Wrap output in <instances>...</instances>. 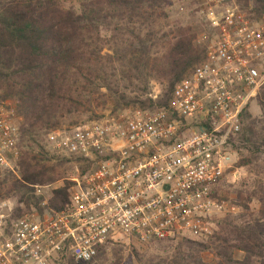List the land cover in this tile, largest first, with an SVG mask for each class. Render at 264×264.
Segmentation results:
<instances>
[{
  "label": "built area",
  "instance_id": "built-area-1",
  "mask_svg": "<svg viewBox=\"0 0 264 264\" xmlns=\"http://www.w3.org/2000/svg\"><path fill=\"white\" fill-rule=\"evenodd\" d=\"M202 3L217 36L167 106L46 134L56 156L82 158L88 168H73L65 209L48 208L46 185L33 187L42 213L9 224L0 214V264H86L117 237L152 243L211 234L225 209L216 189L236 162L231 142L264 85V17L252 20L237 0ZM14 111L0 104V174H15L20 160Z\"/></svg>",
  "mask_w": 264,
  "mask_h": 264
},
{
  "label": "trees",
  "instance_id": "trees-1",
  "mask_svg": "<svg viewBox=\"0 0 264 264\" xmlns=\"http://www.w3.org/2000/svg\"><path fill=\"white\" fill-rule=\"evenodd\" d=\"M237 3L252 20H262L264 0ZM171 4L172 0H76L71 5L63 0H0V104L11 103L22 119L16 174H0V202H16L6 223L31 210L42 213L34 186L62 182L51 190L48 208L65 209L72 185L64 177L67 168L78 167L80 174L88 168L82 158L59 157L48 150V131L66 121L74 127L76 117L107 104L112 114L127 108L161 109L175 84L205 60L206 48L197 44L203 29L189 17L187 22L169 21ZM151 83L160 87L155 100L148 97ZM254 102L258 117L244 112L241 133L231 145L238 157L236 168L257 176L264 173V85ZM261 215V221L251 224L242 217L239 226L228 217L217 220L205 239L186 238L170 260L148 264H264V209ZM162 242L166 241L154 243ZM236 252L243 253L241 259L235 258ZM205 254L212 255L211 262ZM59 264L76 263L63 259Z\"/></svg>",
  "mask_w": 264,
  "mask_h": 264
},
{
  "label": "rangeland",
  "instance_id": "rangeland-1",
  "mask_svg": "<svg viewBox=\"0 0 264 264\" xmlns=\"http://www.w3.org/2000/svg\"><path fill=\"white\" fill-rule=\"evenodd\" d=\"M63 1L66 5L75 4L76 2V0ZM218 11H220V9L217 10V12ZM169 15V21H172L176 18H186L185 22H187V18L189 17L188 19L194 20V22L201 26L204 32L198 36L197 44H202L203 47L207 49V47L215 41L216 35L213 34V27L208 21L209 18L207 13L204 12L202 0H172V4L169 8ZM150 85L152 88L148 94V97L155 100L160 94V87L154 83H151ZM9 104L12 105L11 103ZM111 111V104H107V106L94 109L93 112L78 116L75 119L78 124H83L116 117L120 114L131 115L136 111L142 110L139 108H127L117 112L116 114H112ZM249 114L252 116L251 118L258 117L259 109L256 106V102H253L249 106ZM71 126L72 125L66 121L58 130L69 129ZM46 147L49 150V146H47V144ZM235 160L236 162L230 170V174L227 175L226 178H223L219 187L216 189V195L225 203V209L222 211V213L217 214L213 220L211 234L216 228L215 221L225 219L227 217L231 218L233 224L237 226L240 225L239 220L242 217L243 221H246L249 224L256 221H261V213L264 209V173L257 176L249 174L245 168H236L238 161L237 154H235ZM72 170L73 169L71 168H67L64 177L69 178L72 174ZM60 185H62V182L51 184L48 186V188L55 189ZM238 196H240V201L238 200ZM244 206L248 210H245ZM15 207L16 202L13 199H4L0 202V214L3 215V219H5V221L9 220L10 215ZM183 240L184 239L176 242L166 241L162 243H138L135 240L127 239L126 237H117L116 239L108 241L102 247H100L96 258L86 264H148V261H158L160 259L170 260L172 258L174 249L180 245ZM205 255L206 260L211 262L212 255ZM242 256L243 253H235L236 259H241Z\"/></svg>",
  "mask_w": 264,
  "mask_h": 264
}]
</instances>
